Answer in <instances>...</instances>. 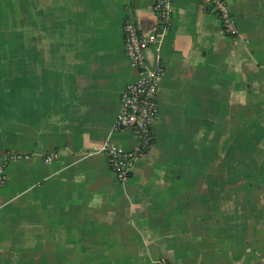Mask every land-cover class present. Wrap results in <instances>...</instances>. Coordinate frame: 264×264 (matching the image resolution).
Instances as JSON below:
<instances>
[{
  "label": "crops",
  "instance_id": "0c3cea01",
  "mask_svg": "<svg viewBox=\"0 0 264 264\" xmlns=\"http://www.w3.org/2000/svg\"><path fill=\"white\" fill-rule=\"evenodd\" d=\"M155 1L0 0V33L16 54L0 71V107L10 110L0 157H19L0 188V264L254 258L236 248H253L259 233L237 237L220 219L224 202L255 188L247 177L255 171L228 160L246 158L242 148L264 135V0H225L237 18L233 38L208 0H173L172 29L160 52L147 51L150 68L159 58L164 67L153 144L125 183L101 151L107 141L127 152L139 146L133 132H113L121 94L140 78L124 25L154 32ZM200 174L194 193L191 176Z\"/></svg>",
  "mask_w": 264,
  "mask_h": 264
},
{
  "label": "built area",
  "instance_id": "2783aa9c",
  "mask_svg": "<svg viewBox=\"0 0 264 264\" xmlns=\"http://www.w3.org/2000/svg\"><path fill=\"white\" fill-rule=\"evenodd\" d=\"M210 8L221 21L222 32L227 37L238 35V26L230 6L225 0H208ZM155 13L158 18L154 32L145 34L137 22L127 20L124 25V46L129 63L139 73V80L128 85L122 92L119 102V115L113 132H133L139 142L135 151L127 152L107 141L101 151L107 158L111 170L121 183L132 176L137 158L146 153L154 141V122L158 114V97L164 67L160 58L154 68H150L147 51L156 47L160 52L167 33L173 26V0H156ZM19 159L16 154L8 153L0 157V188L8 182L7 169L12 162ZM52 158L48 159L51 162ZM158 264H173L160 261Z\"/></svg>",
  "mask_w": 264,
  "mask_h": 264
},
{
  "label": "rangeland",
  "instance_id": "374dc122",
  "mask_svg": "<svg viewBox=\"0 0 264 264\" xmlns=\"http://www.w3.org/2000/svg\"><path fill=\"white\" fill-rule=\"evenodd\" d=\"M235 21H237L236 17H235ZM18 48L16 49L17 51L16 53H18L19 57L15 58L14 62L17 67H21L22 66L21 60H22L23 53H22L21 47L20 49ZM12 53H14V47L11 46V44L9 45L7 40L4 41L0 33V71L3 70L1 68H5L6 62H7V66L9 65L8 61L12 59ZM9 113H10V110L8 108L3 107V106L0 107V120L2 118L7 120L9 117L8 116ZM204 124H208V122L206 120H203L202 125ZM257 138H254V142H253L254 145L250 144V146L248 147V150L245 147H243L242 148L244 149L243 152L240 151V153L245 155L246 158L241 159V160L237 158L228 160L229 163H231L232 161V165L238 162L240 173L243 170L246 171V169L255 171L257 175L254 179L249 178L248 176V179H249L248 181L252 182L255 188L254 189L250 188L251 190L248 189L247 191H241V196L238 199V201L224 202L223 210L227 216H226V219L223 217H222L223 218L222 220L220 219V222L224 223L228 227L227 228L228 231L232 232L233 235L237 237H239L242 233L246 231H251V230L254 231L255 234L259 233L258 236L256 235L258 237L257 239L252 237L253 241L255 242L254 243L252 241V244L253 243L256 244V245H253L254 246L253 248L248 247L247 249H245V247L243 246L244 249H242L240 245H238L237 246L238 248H236V251L238 252L245 251V255L246 253L248 254L251 252H255L253 256L254 258L251 261H249L247 264H264V250L256 251L264 247L263 245L264 243V188H263L264 173L261 171V169L263 168L262 164H264V135H261L258 139ZM188 161L191 164L192 171L195 168H196L195 170H197L198 165H195L197 162V159L191 158ZM193 167L195 168L193 169ZM200 170L203 171V165L200 167ZM240 177L244 178L245 176H240ZM191 178L195 179V180H192L191 182V190L192 192L195 193L199 191L202 186V180H201L202 174H200V176L193 175L191 176ZM208 226L210 228H214L215 226L218 227V225H213L210 223ZM209 233L213 234L210 231ZM252 238L250 240H252ZM225 239L228 240L227 238H224V240ZM209 241H211V243L214 242L220 245L219 239L216 236L209 239ZM222 245L227 248L230 247L229 241L222 242ZM243 262H244L243 260L239 261V264H242Z\"/></svg>",
  "mask_w": 264,
  "mask_h": 264
},
{
  "label": "trees",
  "instance_id": "16d2710c",
  "mask_svg": "<svg viewBox=\"0 0 264 264\" xmlns=\"http://www.w3.org/2000/svg\"><path fill=\"white\" fill-rule=\"evenodd\" d=\"M3 39H6L5 36L2 37ZM248 177V176H247ZM249 178H251V176H249Z\"/></svg>",
  "mask_w": 264,
  "mask_h": 264
}]
</instances>
